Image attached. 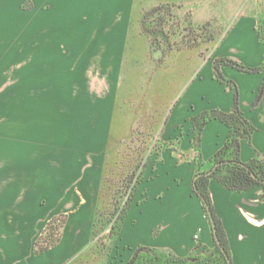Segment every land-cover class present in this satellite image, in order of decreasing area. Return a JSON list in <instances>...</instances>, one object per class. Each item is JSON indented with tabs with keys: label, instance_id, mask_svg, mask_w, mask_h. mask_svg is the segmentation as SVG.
Returning <instances> with one entry per match:
<instances>
[{
	"label": "crops",
	"instance_id": "obj_1",
	"mask_svg": "<svg viewBox=\"0 0 264 264\" xmlns=\"http://www.w3.org/2000/svg\"><path fill=\"white\" fill-rule=\"evenodd\" d=\"M44 1L59 7V20H73L64 34L68 46L62 44L72 63L58 89L15 77L28 70V61L0 73V132L17 133L33 116L26 103L34 88L42 104L33 112L54 119L51 111L47 115L53 101L59 116L44 141H0V264H127L139 246L170 249L188 259L185 264H204L211 255L218 260L194 189L199 174L190 118L213 108L232 110L233 89L216 79L215 59L261 67L251 73L222 64L220 71L236 85L239 108L255 127L249 140L240 139V160L264 154V90L257 99L264 82V0ZM168 18L176 20L170 31ZM158 20L167 40L149 31ZM29 88L31 94L5 95ZM227 137L228 127L208 118L200 135V171H209ZM138 149L141 179L104 250L96 237L106 227L118 179L103 174L117 175L120 160ZM208 190L230 264H264L263 189L236 191L210 178ZM53 218L63 219L59 235L40 250L36 244H45Z\"/></svg>",
	"mask_w": 264,
	"mask_h": 264
},
{
	"label": "trees",
	"instance_id": "obj_2",
	"mask_svg": "<svg viewBox=\"0 0 264 264\" xmlns=\"http://www.w3.org/2000/svg\"><path fill=\"white\" fill-rule=\"evenodd\" d=\"M205 28L206 25H203L197 27L196 30H202ZM192 29L193 28H190L189 31L192 32L193 35H196V30ZM222 64H228L239 70L248 72L258 71L261 69V67H245L239 62L226 57L215 59L213 63V70L216 79L222 83L228 84L233 89L234 99L232 110L230 112H224L213 108L202 111L190 118L192 123V139L195 151V161L198 166L197 174H199L194 180L195 193L202 201V206L207 218L208 214L206 205L209 206L214 219L217 236L226 253V255L222 253L215 242V249L219 254V259L217 260L213 255H211L207 257L204 264H230L229 249L225 233L222 229L219 218L215 214L208 190L209 179L214 178L224 187L236 191H242L253 187H261L263 191L259 194V198L261 200L264 199V162L259 157H256L244 163L240 160L239 156L240 139L246 138L249 140L255 130V127L247 118H245L244 114L240 110L237 87L234 82L226 79L222 75L220 71V66ZM263 90L264 82L259 89L257 99L261 96ZM211 117L220 120L228 127V137L225 143L211 156L210 161L212 162V165L209 169L211 170V173L207 175L205 174V171H200L202 163L200 161L198 149L202 128L208 118ZM134 152L136 153L133 154L132 158L127 160V165L121 162L120 166L116 167V169L119 170L118 174H112L113 176L111 175L112 177H116L118 179L115 184L116 186L114 191L112 192V200L110 204L111 209H109L110 211L107 214L106 227L103 228L96 237L98 244L104 250L110 249L111 244L120 228L121 221L133 198L134 191L141 179V172L144 166V163L141 162L142 158H140L142 149H138ZM123 171H126V173L124 174ZM109 176L110 175H107L106 173L103 174V177ZM54 219L56 218H53L52 222H50L47 226L50 233L54 229ZM61 222H63V219ZM51 241L52 240L50 239L47 242L46 238V240H44L45 244L37 243L36 245H39L38 247L40 250L45 249ZM130 261L131 264H185L188 259L177 257L170 249L165 248L162 250H155L149 247L139 246L135 249L127 264L130 263Z\"/></svg>",
	"mask_w": 264,
	"mask_h": 264
},
{
	"label": "rangeland",
	"instance_id": "obj_3",
	"mask_svg": "<svg viewBox=\"0 0 264 264\" xmlns=\"http://www.w3.org/2000/svg\"><path fill=\"white\" fill-rule=\"evenodd\" d=\"M58 13L59 7L51 9L44 0H36L35 6H32L31 0H0V73L6 68L12 70L11 64L28 61V63L31 62L28 70L19 71L20 73L15 71V77L21 79V81L24 80L22 81L23 83L28 80L33 84L35 83V85L45 81L51 85V88L55 86L58 89L60 80L66 78L65 69L69 68L72 63V61L69 62L65 59L66 56L63 53L62 44L68 46V39L64 37V34L70 32L68 30L73 22V20H59L60 15L58 16ZM168 19L170 22H167L165 26L170 31L172 26L176 25V20L172 22L171 18ZM2 56H5V58L2 59ZM29 69H31V74ZM27 71L29 77L24 75ZM5 77L8 78L9 73ZM146 79L154 80V77L147 75ZM24 91L26 94H31V89L29 88L22 89L19 92L15 90V93L7 92L5 95L16 98L23 94ZM34 92V97H30L26 103L28 110L33 113V116L29 115L31 118L23 123L24 127L19 126L17 128V133H12L11 129L2 130L0 132L2 144L8 141H21L20 138L24 136L23 145H31L33 141H44L47 134H51L49 132L50 129L54 127V122L59 119L57 111L52 107L53 101L49 103L50 108L47 115L51 111L54 114V119L44 115L41 116L38 112H33L32 110L42 104L36 101L38 93L36 88H34ZM51 93L53 94L52 89ZM171 94L172 90L165 96L164 102L169 99ZM48 98L45 95V99L48 100ZM47 100L43 101L44 107H47ZM27 137H30L32 141H29ZM126 159L122 158L120 161L127 163V160H130L129 158ZM112 176L110 175L109 177Z\"/></svg>",
	"mask_w": 264,
	"mask_h": 264
},
{
	"label": "water",
	"instance_id": "obj_4",
	"mask_svg": "<svg viewBox=\"0 0 264 264\" xmlns=\"http://www.w3.org/2000/svg\"><path fill=\"white\" fill-rule=\"evenodd\" d=\"M160 35H162V36L167 40L168 37L166 36L165 33H163L162 31H160ZM259 158L264 162V154L260 155ZM210 173H211V170H209V171L206 172L205 174L209 175ZM206 208H207L208 218H209L210 223H211V226H212V231H213L214 240H215L216 244L218 245L220 251L226 255L225 250H224V248L222 247L221 242H220V240H219V238H218V236H217L216 228H215V224H214V219H213L212 213H211V211H210V208H209L208 205H206ZM226 257H227V256H226ZM190 260H192V261H193V260H197V258H190ZM227 260L229 261L228 257H227ZM128 264H131V261H130V263H128Z\"/></svg>",
	"mask_w": 264,
	"mask_h": 264
},
{
	"label": "built area",
	"instance_id": "obj_5",
	"mask_svg": "<svg viewBox=\"0 0 264 264\" xmlns=\"http://www.w3.org/2000/svg\"><path fill=\"white\" fill-rule=\"evenodd\" d=\"M263 191V190H262ZM61 221L59 219L56 220V222L53 223V227L54 229L52 230V232L48 235L47 237V242L51 239L53 240L54 238L58 237L59 235V225H60ZM196 237V236H195Z\"/></svg>",
	"mask_w": 264,
	"mask_h": 264
},
{
	"label": "flooded vegetation",
	"instance_id": "obj_6",
	"mask_svg": "<svg viewBox=\"0 0 264 264\" xmlns=\"http://www.w3.org/2000/svg\"><path fill=\"white\" fill-rule=\"evenodd\" d=\"M162 30V22L161 21H157L152 27H149V31L154 34L157 35V33Z\"/></svg>",
	"mask_w": 264,
	"mask_h": 264
}]
</instances>
